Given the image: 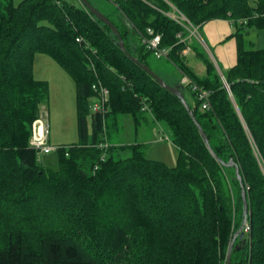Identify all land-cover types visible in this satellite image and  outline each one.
<instances>
[{"label":"trees","instance_id":"16d2710c","mask_svg":"<svg viewBox=\"0 0 264 264\" xmlns=\"http://www.w3.org/2000/svg\"><path fill=\"white\" fill-rule=\"evenodd\" d=\"M108 1L120 17L105 15L127 53L80 1L0 0V264H227L244 221L236 168L223 165L229 162L240 168L251 226L235 240L231 264H264V48L246 50L243 38L264 30V0ZM172 6L194 27L214 19L235 24L237 62L223 77L186 27L167 16ZM149 29L183 76L209 91V110L189 84L190 114L142 69L154 71L142 43ZM186 48L203 62L204 76ZM38 54L76 85L79 142L58 146V171L42 167L31 146L49 98L48 83L34 75ZM93 86L109 91L106 115L91 111ZM147 115L168 127L175 167L149 160L145 144L107 139L100 147L122 118L137 127Z\"/></svg>","mask_w":264,"mask_h":264},{"label":"rangeland","instance_id":"374dc122","mask_svg":"<svg viewBox=\"0 0 264 264\" xmlns=\"http://www.w3.org/2000/svg\"><path fill=\"white\" fill-rule=\"evenodd\" d=\"M22 1L14 0V4L18 5ZM64 1L80 6L79 0ZM91 2L96 6L94 7L97 10L101 13L104 12V15L113 14L115 10V6L108 0H91ZM118 16L120 17V14H113L115 19ZM243 20L239 22L242 23ZM243 38L246 50L264 48V30L250 29L244 34ZM133 40L138 44L136 37H133ZM195 40L208 59L215 65L218 73L223 77V74L219 72L212 49L208 43L205 42L203 37L195 38ZM187 56L189 58V64L196 75L204 76L206 71L203 62L199 58H196L193 52ZM37 57H39V60L36 61L34 69L35 77L36 79L39 78L46 81L49 86V98L42 104L40 116H45L48 122L50 131L49 139L54 138V141L58 140L57 142H59L58 145H55V143L49 141V144L56 149L48 154L39 156V161L42 167L58 171L60 168L58 146L69 147L79 142L76 112V85L73 78L59 66H56L58 70L55 73L54 71L47 72L46 63H51L52 60H49L46 55L38 54ZM149 63L159 77L170 86L183 92L189 102L192 101L190 91L183 84V74L171 61L166 58L158 59L153 54L150 56ZM94 102V98L90 100V104ZM167 136H170L168 127L163 123L156 122L150 115H147L146 120H143L137 127L134 125L132 117L126 116L120 120L118 127H109L108 136L105 134L102 140L106 142L108 139L107 142L114 146L132 145L135 143L145 144L147 145L146 157L149 160L163 162L169 167H175L178 162V150L171 141L166 139ZM128 155V152H123L120 154V157L125 158Z\"/></svg>","mask_w":264,"mask_h":264},{"label":"built area","instance_id":"2783aa9c","mask_svg":"<svg viewBox=\"0 0 264 264\" xmlns=\"http://www.w3.org/2000/svg\"><path fill=\"white\" fill-rule=\"evenodd\" d=\"M58 1V0H56ZM173 12H170L167 14L171 19L178 22L179 24H182L186 27V29L189 31L190 36L194 38L201 37L199 34V27H194L187 18L179 12L175 7H173ZM248 21L243 20L242 23L246 24ZM149 37L143 38L142 43L147 47L148 50H150L158 59L166 58L168 59L169 53L171 51L170 48L162 47L161 46V36L159 34H154L152 30H148ZM181 37V34L179 35ZM186 39L182 40L183 42ZM77 41H80L78 39ZM191 52L190 48H186L183 51L184 55H188ZM184 85H189L190 88L197 93L199 100L202 102V110H209L211 107L210 104V93L209 91H206L202 88H200L195 83L191 82L188 77H184L183 79ZM93 90L96 93V97H94L95 102L91 105V111L93 113H101L102 115H106V113L109 111V91L107 88L102 86H93ZM49 126L48 122L46 120L45 116H41L39 120H37L34 123L33 127V136L31 139V146L39 153V156L42 154H48L52 151H54L56 148L51 146L49 144ZM167 140L168 137L166 138ZM100 147L107 148L108 144L107 142L104 144H101ZM244 233L245 236L250 235L251 233V226L250 223L247 221L244 227Z\"/></svg>","mask_w":264,"mask_h":264},{"label":"crops","instance_id":"0c3cea01","mask_svg":"<svg viewBox=\"0 0 264 264\" xmlns=\"http://www.w3.org/2000/svg\"><path fill=\"white\" fill-rule=\"evenodd\" d=\"M235 32H236L235 24L229 20H223V19L211 20L205 23L199 29V33L201 37H203L205 42H207L210 48L212 49V53L214 55L216 65L219 69V72L222 74L223 72L233 67L237 62V36H235ZM190 53L188 55H190ZM37 56L38 55H36L35 58L34 69H35L36 61L39 60V57ZM47 58L49 57L47 56ZM49 60L52 59L49 58ZM51 63H46L47 72L50 73L54 71L55 73V71L58 70V67L56 66L59 65L54 60H52ZM58 75L61 76L60 74ZM38 80H42V79L38 78ZM49 141L55 143V145H58L59 143L57 142L58 140L54 141V138L49 139Z\"/></svg>","mask_w":264,"mask_h":264},{"label":"water","instance_id":"95a60500","mask_svg":"<svg viewBox=\"0 0 264 264\" xmlns=\"http://www.w3.org/2000/svg\"><path fill=\"white\" fill-rule=\"evenodd\" d=\"M82 5L94 16L96 17L98 20H100L101 22H103L104 24L108 25L109 27H111L112 31L114 32L115 36L118 38L119 40V47L120 49L124 52L127 53V50L125 48V44L124 41L121 37V35L119 34V32L117 31V29L115 28V26L111 23V21H109V19L103 14L101 13L99 10H97L90 2L89 0H79ZM134 62L137 63V59L133 58ZM142 69L144 71H146L147 73H149L156 81L157 83L165 90H167L168 92H170L171 94H173L174 96L178 97L182 104L184 105V107L186 108V110L192 114L191 111V107L188 104L185 95L183 94V92H181L179 89L174 88L172 86H170L167 82H165L161 77H159L154 71L150 70L147 66H141ZM198 130L200 132V134L203 136L206 144L209 146V140L205 135V132L203 130V128L196 123ZM220 161V160H219ZM221 162V161H220ZM223 165H225L226 167H235L236 168V173H237V179L240 182L241 185V195H242V201H243V208H244V221L243 224L241 225L240 229L237 231V233L234 235V238L232 240V242L229 245V249H228V254H227V264H231V258H232V253H233V248L235 245V240L239 237L241 240L244 239L245 237V233H244V227L245 224L248 220V216H249V199H248V195H247V190L243 184V178L240 174V168L239 166H235V164L233 162H229V163H223Z\"/></svg>","mask_w":264,"mask_h":264}]
</instances>
